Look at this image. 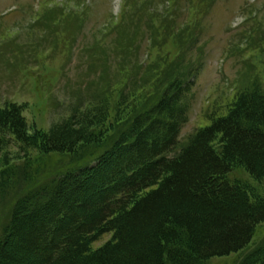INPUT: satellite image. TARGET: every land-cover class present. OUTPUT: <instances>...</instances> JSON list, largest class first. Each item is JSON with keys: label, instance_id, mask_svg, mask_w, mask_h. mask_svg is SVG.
I'll return each mask as SVG.
<instances>
[{"label": "trees", "instance_id": "obj_1", "mask_svg": "<svg viewBox=\"0 0 264 264\" xmlns=\"http://www.w3.org/2000/svg\"><path fill=\"white\" fill-rule=\"evenodd\" d=\"M130 1L122 0L117 24L123 37L105 36L96 54L92 42L82 50L94 49V63L115 64L119 54L116 79L104 81L99 98L47 130L29 124L28 103L0 100L1 192L22 173L38 179L51 155L82 160L16 202L0 237V264H203L248 248L264 222V189L228 177L242 167L264 182V80L259 73L243 79L226 112L181 141L199 73V64H182L197 44L194 6L186 0L189 22L177 28L168 24L177 0H165V41L150 45L142 61L135 34L148 1L127 13ZM208 1L211 8L215 0ZM159 23L148 29L159 32ZM148 32L154 42L155 30ZM21 152L38 155L24 153L17 163ZM108 232L112 241L94 250ZM241 264H264V242Z\"/></svg>", "mask_w": 264, "mask_h": 264}, {"label": "rangeland", "instance_id": "obj_2", "mask_svg": "<svg viewBox=\"0 0 264 264\" xmlns=\"http://www.w3.org/2000/svg\"><path fill=\"white\" fill-rule=\"evenodd\" d=\"M141 1H130L127 13L139 9ZM147 1L148 12L135 34L142 61L152 55L147 54L150 45L159 47L165 41L160 26L166 11L169 12L165 0ZM190 2L194 7L189 19L193 18V23L189 25H197L198 38L182 64H199V73L189 95V121L182 128L181 141L198 127L210 123L212 116L224 114L243 79L259 73L264 80V0H215L211 8L208 0ZM120 3L121 0H0V100L28 103L25 115L29 122L34 118L48 129L51 123L68 116L73 107H82L99 98L106 90L101 87L104 81L109 83L117 75L119 54L115 64L103 59V66L99 59L93 62L92 51L105 36L107 41L116 39V32H120V39L123 37L124 32L118 26ZM187 3L176 1L175 13L168 18L169 25L181 28L189 22ZM156 18L160 22L159 32L154 25L148 29L150 21ZM151 29L156 34L154 42L149 38ZM91 42L94 49L83 52ZM176 59L172 54L170 61ZM11 150L16 151L17 147ZM24 153L21 152L17 163L25 162ZM76 160L79 159L51 155L40 164L38 179L22 178V173L13 186L0 191V237L10 223L16 202L34 193L35 188L50 184L51 176L57 178L75 169L82 162ZM92 160L90 156L88 162ZM228 177L254 190L264 189V182L256 181L242 167L234 168ZM112 239V232L104 233L92 243V248L98 249ZM263 242L264 222L256 229L248 248L214 257L203 264H241L244 256Z\"/></svg>", "mask_w": 264, "mask_h": 264}]
</instances>
